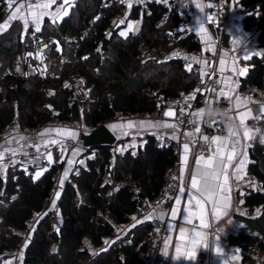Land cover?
<instances>
[{"label":"trees","instance_id":"16d2710c","mask_svg":"<svg viewBox=\"0 0 264 264\" xmlns=\"http://www.w3.org/2000/svg\"><path fill=\"white\" fill-rule=\"evenodd\" d=\"M235 2L244 27L256 22V41L263 50L247 59L248 70L240 77L239 87L263 90L264 0ZM4 6L0 0V19ZM148 7L143 12L132 5L127 18L137 19L138 26L126 35L119 28L109 30L124 10L118 0H72L60 21L43 19L41 31L34 34L36 40L19 20L0 32V132L12 120L20 128H38L52 119L74 124L81 118L95 127L117 114L150 112L160 106L162 98L192 88L196 71L183 62L182 52H169L175 47L197 51L198 41L181 28L172 1L170 8L156 1ZM105 36L108 41L102 52ZM48 39L39 60L35 41ZM260 124L264 126V120ZM113 145L85 147L92 155L86 156L84 165H74L55 210L32 228L22 251L23 264H145L147 221L109 244L105 245V239L113 236L117 225L129 222L141 199L155 196L177 154L172 146H157L152 133H145L141 143L121 152ZM249 157L247 171L262 187L252 183L244 188L245 213L234 214L243 225L226 238L239 247L243 261L254 264L264 251V139H253ZM60 167V162H54L36 179L31 172L23 175L18 166L0 175V253L16 248L31 217L49 196ZM118 181L126 184L118 186ZM252 246L254 253L249 250Z\"/></svg>","mask_w":264,"mask_h":264},{"label":"crops","instance_id":"0c3cea01","mask_svg":"<svg viewBox=\"0 0 264 264\" xmlns=\"http://www.w3.org/2000/svg\"><path fill=\"white\" fill-rule=\"evenodd\" d=\"M5 1V13L4 16L0 19V32L4 31L12 22L15 20H19L21 24H24L22 19H20L21 15H24L26 18L28 17V9H27V2L26 0H4ZM70 1V0H68ZM120 1V0H118ZM124 7L129 11L128 5H134L136 0H123ZM172 1L174 6L177 7L178 10L184 9L186 12V21L183 26L191 33L194 34L196 40L199 43V49L194 52L185 51L182 52V55L189 56V57H197L201 60H206V54L208 52L214 51L217 49V80L220 81L223 77H231L235 83L231 84V88L234 91H231L229 94L232 96V100L227 102V104L223 107L221 112V117L225 122V130L221 133H213L210 136L214 135H226L227 134V124L228 118L232 117V123L236 126L237 130L240 133L241 144L242 147L239 149L240 155H237L236 159L232 162V167L228 169L229 172V186H230V202L227 208H224L222 205L219 207V212L216 216L213 215V208L211 204L206 205V223L209 225L208 228H198L199 231H202L205 236L204 239L200 241L199 244L193 246L190 242L191 236V225L185 224L180 217L183 215V209L185 206V200L182 199L181 204L176 206L179 209L178 216L176 219L171 218V207L175 203V199L173 200L172 205L168 209H164L159 205L150 206L145 214L142 215H133L131 216L128 223L120 227V232L117 233L116 236H111V238L105 239V245L109 244L112 238H117L123 235L129 228L133 227L134 225L147 221L150 222L151 218H158L160 219V215L164 213V219H160L165 228V233L163 236V251L165 252V243L166 239L169 240V245L167 248V253L169 254V264H250L247 260H242V252L240 251L239 247L230 244L227 241V234L234 233L238 229H240L243 225V222L234 216L235 213H245V208L243 206V194L245 191V187L252 184V182L245 181V174L247 171V165L250 161L249 157V147L253 141V131L249 125V121L253 119L255 115L259 114L260 105L264 104V102H260L253 93H244L242 89H240V75H238L241 69L248 70L247 59L252 56L253 54H260L262 53L261 47L258 46L256 37L257 31L252 27H244L242 23H235L234 18L237 17L238 6L234 8V5L231 9H229L227 15L224 17L222 28H221V37L223 34H227V43L228 46L225 47L222 45V40L220 39V46L219 48L216 47V40L213 37L212 33L209 29V24L212 23L216 28L218 25L215 21V18L208 12L207 3L205 0H167ZM24 2L25 7L20 8L19 5ZM72 2V1H71ZM62 3V0H57V4L53 5L49 11H55L56 6ZM196 4H201L203 6V11L196 7ZM11 5V7H9ZM65 7V5H64ZM16 13L17 18L15 20L11 19L13 13ZM211 15L212 20L211 22L208 21L207 17ZM45 18V17H44ZM49 18V17H48ZM50 19V18H49ZM120 19L124 21V23L128 20L127 12L124 15L120 16ZM116 18L112 20L114 23ZM43 22V21H42ZM58 22V20H57ZM201 22L204 24L209 31L208 34L205 35L204 33H200L199 27ZM132 23V22H131ZM42 24V23H41ZM135 24L132 30L137 29V23ZM122 26V25H121ZM28 28L31 30L32 34H38L35 31V25L31 22L29 23ZM120 32V27L118 29ZM211 38V46L212 50L205 51L208 48V44L206 41ZM247 56L248 58L245 59L244 57ZM225 60V70L223 72L220 71L221 65L219 61L221 59ZM197 64V63H196ZM199 66L205 65L204 63L197 64ZM235 67L236 74H234L231 69ZM246 74V73H245ZM244 74V75H245ZM243 76V75H242ZM222 87V84L219 83V90ZM264 93V89H263ZM239 96L241 101L247 100L246 107H240L237 109L236 105V97ZM247 108H251L252 116L246 118V127H241L239 119L237 118V111L245 112ZM203 110V114L205 112L204 107H198L193 111L192 119L195 121V126H197L203 115L197 116L194 113L200 112ZM171 111V110H167ZM165 111V112H167ZM133 122L134 127H127L128 122ZM151 122V124L146 123L143 127H140V122ZM157 122L160 123H169V124H176L174 120V116H164L162 118H151L147 116H139L136 114L131 115H122L117 114L113 118L107 120L105 122L108 129L113 132L116 136V141L113 145V149L117 151H123L131 146L134 147L137 145L136 138L143 136L145 133H157L163 131L164 127H154ZM113 125H124L125 127H117L113 128ZM177 125V124H176ZM14 130L8 134L0 136V171L1 174L4 175L5 171L9 167L18 166L19 162L24 161L28 165L19 167V168H26L30 165L34 164L35 166L39 165V161H44V153L41 158L35 162H31L26 158V154L28 148L33 140L38 142L44 146V151L51 150L54 153V159L49 163H45L48 168L54 162H60L61 167L56 173L55 176V183L53 188L49 194V196L45 199L41 210L33 214L31 217V221L36 222L47 212L54 211L53 207L57 202V199L61 193V190L69 176V173L73 169L75 164L84 165L86 156H91V153H86L85 147L81 144L80 135L82 133L89 132L93 127H81L76 124L71 125H61L55 120H50L38 128H35L31 133L23 132L22 128L15 125ZM60 129L63 130L62 132H57L55 130ZM174 129V128H172ZM178 129L175 128V130ZM195 129V128H194ZM251 129L249 133L251 139H244L243 133L247 130ZM74 133V135H71ZM120 139V140H119ZM190 137H188V142L190 141ZM52 141H56V143H52ZM41 148V147H40ZM43 149V148H41ZM191 151L188 154V165L184 172L183 176V186L185 188V195L187 190L190 186L191 181V171L195 166V159L196 156L199 154L198 151L195 150V147H192L190 144ZM15 151V155L12 152ZM246 153V155H244ZM183 155L182 144L179 145L178 153H177V160L179 162V178L181 176V159ZM244 160L243 168L236 173V175L242 177L241 179H235L232 175V172L235 168V165L239 163V161ZM71 161V163H69ZM45 168V169H46ZM44 169V170H45ZM44 170L33 171L31 168V176L32 178L36 179L42 175ZM65 172H67V176H65ZM180 186V179L179 185ZM178 192V189L174 193V195ZM54 202V203H53ZM151 217V218H148ZM33 223V222H32ZM194 224H199L198 220L193 221ZM168 225H180L184 226L187 230V235L184 240L179 239V231L178 227L174 229H170ZM121 226V225H120ZM180 245V252H176V246ZM89 245V244H88ZM26 246V245H25ZM217 247L220 248L222 255H218L216 249ZM25 248V247H24ZM191 252L192 256L190 258H183L187 257V254ZM180 256L183 259H176L175 257ZM234 257V258H233ZM257 264V261L254 263Z\"/></svg>","mask_w":264,"mask_h":264},{"label":"built area","instance_id":"2783aa9c","mask_svg":"<svg viewBox=\"0 0 264 264\" xmlns=\"http://www.w3.org/2000/svg\"><path fill=\"white\" fill-rule=\"evenodd\" d=\"M160 2L166 7L171 6V1L167 0H136V5L138 6V10L143 12H148L149 7L148 4L150 2ZM207 3L208 12L215 18L217 23L216 32L217 38L216 40V47L219 48L220 46V39H221V28L222 22L224 17L227 15L229 9L232 8L233 4L231 0H205ZM121 4L124 5V1H119ZM211 4L212 7L209 8L208 5ZM128 10L124 7L123 13L115 17L116 19H120L121 15H124ZM179 14V23L181 28L186 29L183 24L186 21V12L184 9L178 10ZM132 23H136L137 19L132 18ZM235 23H242L239 18H234ZM256 31H258V26L256 22L252 26ZM187 30V29H186ZM34 38V34H33ZM34 40H36L34 38ZM51 39L48 40H41L35 41V52L39 53L44 51L47 48L48 43ZM183 57H185L183 55ZM206 59L208 64L199 66L196 63L191 62L190 60H186L182 58L183 62L188 66L190 63L192 64V69L196 71V78L192 88H190L185 93H180L177 96H170L161 99V104L158 108L146 113H137L136 115L139 116H147L151 118H162L164 116L165 111L171 110L175 113L174 120L178 125V129L166 128L161 132L154 133L155 136V144L160 147L164 146H172L175 153H178V148L180 144L188 142V137L184 135L186 132H194L195 123H188L189 121H193L192 114L193 111L198 107H204L205 112L201 118L200 123L198 124L201 128V131L204 135H212L213 133H221L225 130V122L221 117V112L223 107L227 104L228 100L220 97L219 93V83H217V49L206 54ZM201 71L207 72L211 75V79L208 76L203 77L204 83H202V76ZM214 73V74H213ZM215 88V92L207 91L205 89H212ZM200 89L201 91H197ZM244 93H253L257 96L260 102H264V93L263 90L256 89L253 86H246L242 89ZM184 109V114L181 115L180 109ZM57 121L61 125H71L70 122L66 120H59L53 119ZM180 120H183L184 123H180ZM264 118L259 120L251 119L249 121V125L253 131V139L258 138L260 141L264 139V126L260 123L263 121ZM215 121V123H213ZM16 125L15 120H12L6 123L1 132L0 136L8 135L14 130V126ZM35 128L23 127L22 130L25 133L33 132ZM173 133H175L176 138L173 139ZM199 133L195 134V139L197 143L195 144V150L200 152L201 141H199ZM193 139V137H190ZM137 143H141L143 141V136L136 138ZM43 154L42 149L38 145L36 140H33L28 148L26 158L31 161L35 162L41 158ZM78 171V167L75 168ZM31 171L30 167L23 168L22 174L28 175ZM1 175V171H0ZM179 162L177 158L175 159L172 166H170L164 174V179L162 182L161 187L159 188L158 192L155 196L150 200L141 199L139 209L133 215H142L145 214L150 206L159 205L164 209H168L174 200V193L178 189L179 185ZM245 181L252 182L255 187L261 188L262 184L260 181L255 180L252 173L246 172L245 174ZM126 183L124 181H118V186H123ZM132 215V216H133ZM150 230L148 234V244L149 248L148 251L145 253L144 260L145 264H169V254H165L163 251V236L165 233V228L163 222L158 218H151L150 222ZM119 226V225H118ZM113 235H116V231L114 230ZM19 246V243L17 244ZM16 246V248H17ZM15 248V249H16ZM250 252L254 253L255 247H250Z\"/></svg>","mask_w":264,"mask_h":264},{"label":"snow or ice","instance_id":"6c2138e0","mask_svg":"<svg viewBox=\"0 0 264 264\" xmlns=\"http://www.w3.org/2000/svg\"><path fill=\"white\" fill-rule=\"evenodd\" d=\"M27 2V9H28V17L26 18L24 15L20 16V19H22L24 28L27 30L29 23L31 22L33 25H35V31L40 32L41 31V23L44 19V17H49L53 23L57 22V20L62 19V16H66L68 14L67 8L64 7V5L68 4V0H62V3L58 4L56 6L55 11H49V9L52 8L53 5L57 4V0H26ZM195 2V0H193ZM11 7V5H9ZM25 3L22 2L19 5V8L17 11H19L20 8H24ZM129 8L132 7L131 4L128 5ZM196 7L199 8L201 11H203V6L201 4H196ZM209 8L212 7L211 4L208 5ZM17 18L16 13L14 12L11 16L12 20H15ZM208 21L211 22L212 17L209 15L207 17ZM120 23H124V21H121ZM133 25L131 23L128 24L129 30H131ZM200 33H204L205 35L208 34V29L204 27V24L201 22L199 30ZM121 35H126L125 32H121ZM208 44V48L205 49V51L212 50L211 46V38L206 41ZM186 60H190L193 63H204L208 64V61L198 59L197 57H189L185 56L183 57ZM245 59L248 57L245 56ZM221 68L220 71L223 72L225 70V60L222 58L219 61ZM192 64L190 63L188 65L189 69H191ZM231 71L236 74V69L233 67ZM246 73V69H241L238 73V75L242 76ZM214 74V73H213ZM202 76V83L203 77L208 76L209 79H211V75L207 72L201 71ZM217 83L222 84V87L219 90L218 95L224 99H227L229 101L232 100V96L229 94L231 91H234V89L231 88V84L235 83L231 79V77H223L220 81H217ZM67 86V85H66ZM207 91L215 92L216 89H205ZM197 91H201L200 89H197ZM246 107L247 106V100L241 101V98L239 96L236 97V105L235 107L239 109L240 107ZM252 109L247 108L245 112H239L237 111V118L239 119L240 126L246 127V118L252 116ZM181 115L184 114V109H180ZM166 116H175V113L173 111H167L165 112ZM194 115L201 116L203 115V110L201 109L200 112L194 113ZM254 119H261L264 118V104L260 105L259 114L252 117ZM232 117L228 118V124H227V134L226 135H214V136H208L204 135L201 131V128L199 125H197L194 129V132H186L184 135L186 137H193L189 142H185L182 144L183 149V155L181 159V176H180V186L178 188V192L174 195L175 203L171 207V218L176 219L178 216L179 209L176 207L181 204L182 199H184L185 206L183 209V215L180 217L182 221L187 224L191 225V236H190V242L193 246L200 243L201 240L204 239L205 234L202 231H199L198 228H208V224L206 223V205L211 204L213 208V215L216 216L219 212V207L222 205L224 208L228 207V204L230 202V186H229V172L228 169L232 167V162L236 159L237 155H240L239 149L242 147L241 144V138L240 133L237 130L236 126L232 123ZM146 123L151 124V122H140V127H143ZM180 123H184L183 120H180ZM188 123H195V121H189ZM215 123V121H213ZM136 125L133 124V122H128L127 127H134ZM154 127H164V128H177L176 124H169V123H160L157 122ZM113 128L117 127H125L124 125H113ZM57 132H62L63 130L57 129L55 130ZM251 129H247L243 133L244 139H251L250 133ZM199 133V141H201V147L200 152L196 156L195 159V166L191 171V181L190 186L187 190V193L185 195V188L183 186V176L184 172L188 165V154L191 151L190 144L192 147H195V144L197 143L195 137V134ZM71 135H74L72 133ZM173 139L176 138L175 133H173L172 136ZM52 143H56V141H52ZM13 155H15V151L12 152ZM246 155V153H244ZM2 158V157H0ZM71 163V161H69ZM244 166V160L241 159L238 164L235 165V168L232 172V175L235 177V179H241L242 177L236 175L237 172H239ZM65 176H67V172H65ZM54 203V202H53ZM151 218V217H148ZM160 219H164V213L162 212ZM198 220L199 224H194L193 221ZM170 229H174L178 227L179 231V239L184 240L187 235V230L184 226L180 225H168ZM165 243V254H167V248L169 245V240L166 239L164 241ZM180 245L178 244L176 246V252H180ZM218 255H222L220 248L217 247L216 249ZM192 256V253L189 252L187 254V257L183 258H190ZM176 259H183L180 256L175 257ZM234 258V257H233Z\"/></svg>","mask_w":264,"mask_h":264},{"label":"rangeland","instance_id":"374dc122","mask_svg":"<svg viewBox=\"0 0 264 264\" xmlns=\"http://www.w3.org/2000/svg\"><path fill=\"white\" fill-rule=\"evenodd\" d=\"M71 1L72 0H70V1H68V4H66L65 5V8H67V12L69 11V8H70V5H71ZM231 3L233 4V5H235L234 6V8H236L237 6H238V9H236V10H239V5H236V2H235V0H231ZM237 13V17H240V16H242L241 15V13L240 12H236ZM63 17V16H62ZM61 19H59L58 21H60ZM129 23H131V20L130 19H128L121 27H120V32H125V33H127L128 31H130L129 30V28H128V24ZM132 25H133V27H132V29L134 28V26H135V24H133V23H131ZM7 29V28H6ZM131 29V30H132ZM33 38V37H32ZM34 39V38H33ZM178 52H185L184 50H181V49H179L178 47H175V48H173V49H171L170 50V52H169V54H178ZM39 60H41V54L40 53H36V55H35ZM82 95H83V93H81V95H80V98H83L82 97ZM74 124H76V125H79V126H81V127H89L88 125H86L83 121H82V119L81 118H78L75 122H74ZM14 127H16V126H14ZM40 147L41 148H43L42 149V151H43V153H44V155H43V159H44V161H39V165H37V166H35L34 168H33V171L35 172V171H38V170H41L42 169V171L47 167V166H45L46 164L45 163H49L50 161H52L54 158V153L51 151V150H49V151H44V146H42L41 144H40ZM115 150V149H114ZM117 151V150H116ZM51 163V162H50ZM19 167H23V166H26V165H28L26 162H24V161H20L19 162ZM77 167V166H76ZM75 167V168H76ZM55 206H56V204L54 205V207H53V209L55 210ZM33 222V223H32ZM123 225H125V224H122L121 226L119 225H117L116 227H115V231H116V235H117V233L118 232H120V230H121V228L120 227H123ZM35 226V221H31L30 220V222H29V226H28V230L26 231V232H23L22 233V237H21V239H20V241H19V246H17V248L16 249H13V251H11V253H8V254H5V253H0V264H23V261H22V251H23V249H24V247H25V245L27 244V242H28V240L30 239V237H31V234H32V228ZM125 234V233H124ZM116 235H113V236H116ZM260 258H258V260H257V264H264V262L262 261V258L264 257V251H262L261 252V254H260V256H259Z\"/></svg>","mask_w":264,"mask_h":264},{"label":"water","instance_id":"95a60500","mask_svg":"<svg viewBox=\"0 0 264 264\" xmlns=\"http://www.w3.org/2000/svg\"><path fill=\"white\" fill-rule=\"evenodd\" d=\"M121 21H122L121 19H116L115 22L112 23L109 29L110 33L118 29L119 27H121V25L123 24V23H120ZM208 26H209L210 32L212 33L213 37L217 38V32H216L217 30L214 27V25L210 23ZM227 38H228L227 34H223L221 37L222 45H224L225 47L228 46ZM107 41H108V36L103 37L101 40L100 49L102 52L105 49ZM79 138H80L81 144L84 147H96L99 145H113L116 141L115 134L108 129L105 123H101L93 127L87 133H82ZM103 249L105 248L102 247L100 250H103Z\"/></svg>","mask_w":264,"mask_h":264}]
</instances>
